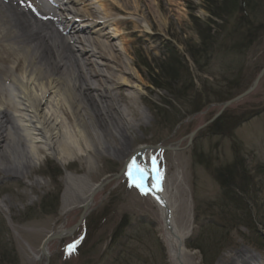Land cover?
Returning a JSON list of instances; mask_svg holds the SVG:
<instances>
[{"label": "rangeland", "instance_id": "obj_1", "mask_svg": "<svg viewBox=\"0 0 264 264\" xmlns=\"http://www.w3.org/2000/svg\"><path fill=\"white\" fill-rule=\"evenodd\" d=\"M125 1L127 5H119L132 10L134 1ZM144 1L148 5V0ZM206 1L156 0L158 12L153 6L147 7L150 32L143 29L140 15L123 16L135 23L127 25L131 34L128 52L121 51L118 39L111 42L121 54L118 63L131 64L128 72L133 78L129 86L110 89L111 95L123 93L116 101L124 118L116 115L108 127L102 128L100 151L90 149L85 155L65 159V170L52 154L42 151L26 179H12L0 171V264H43L39 258L44 238L61 225L65 232L75 226L82 210L69 207L77 206L87 195L90 198L92 186L105 182L92 197L88 214L74 233L47 244L48 264H82L86 259L94 264L110 263L117 256L118 245L123 247L125 243L126 249L133 250V256L146 264H204L200 251L211 253L212 262L207 264H225L226 256L238 248L264 264V231L220 226L218 208L222 200L214 179V170L230 162L235 153L250 170L264 169V75L253 92L225 110L245 120L232 134L211 136L207 130L220 110V103H207L213 99L210 96L225 94L227 83L238 78L237 88L229 96L234 98L251 85L264 66V0L262 4L254 0L260 13L254 17L262 25L258 32L252 36L238 26L232 37L226 26V22L233 24L229 12H208ZM89 2L101 12L96 0ZM242 36L247 40L233 49L232 44ZM211 39L216 47L206 57L204 47ZM170 48L175 55L168 57ZM133 71L140 75V83H136ZM99 85V91L107 87L103 81ZM136 85L137 91L132 88ZM193 107L198 108L196 112ZM140 148L152 150L161 186L175 204L169 210L171 221L184 228L190 221L185 250L178 259L170 251L158 207L126 176ZM144 161L140 168L149 164L147 156ZM252 176L261 185L259 199L264 196V172H252ZM64 204L70 206L62 215ZM260 212L264 214L262 205ZM121 230V236L115 234ZM73 243L75 249L69 250L68 245ZM90 249L92 253L84 255ZM129 261L123 259L125 264L133 263Z\"/></svg>", "mask_w": 264, "mask_h": 264}, {"label": "bare ground", "instance_id": "obj_2", "mask_svg": "<svg viewBox=\"0 0 264 264\" xmlns=\"http://www.w3.org/2000/svg\"><path fill=\"white\" fill-rule=\"evenodd\" d=\"M55 1L56 5L51 0H0V171L12 179H26L42 151L52 154L64 169L65 159L90 149L94 152L102 149L99 144L102 128L108 127L116 115L124 118L116 101L123 93L110 92L129 86V79L133 78L128 72L131 64L118 63L121 54L111 41L118 39L121 51L126 54L131 35L127 25L135 23L123 16L140 15L143 29L148 32L151 21L147 7L153 6L158 12L156 0H148L146 6L144 0H133L132 10L119 5L122 2L127 5L125 0H96L100 13L90 0ZM115 15L123 20L114 19ZM76 19L84 26L80 27ZM133 72L136 83H140V75ZM110 74L113 76L108 77ZM102 81L107 87L99 91L97 85L101 86ZM132 88L137 91L138 86ZM135 155L134 179L142 184L143 192L161 212L170 251L178 259L185 250L190 221H186L184 228L169 218V210L175 204L161 186L152 150L140 148ZM145 156L149 164L140 168ZM136 166L142 171H135ZM127 176L129 179V173ZM96 187L92 186L89 196ZM88 199L87 195L75 207L64 204L61 214L69 208L82 210ZM62 227L51 235L63 234ZM39 259L45 264V256L40 254ZM226 259L225 264L259 262L241 248Z\"/></svg>", "mask_w": 264, "mask_h": 264}, {"label": "trees", "instance_id": "obj_3", "mask_svg": "<svg viewBox=\"0 0 264 264\" xmlns=\"http://www.w3.org/2000/svg\"><path fill=\"white\" fill-rule=\"evenodd\" d=\"M255 1L254 0H207L204 3V6L205 9L208 12L211 11V13H216L219 10H221L224 13L226 11L229 12L230 16L232 17L231 19L233 20V24L231 23L228 24L226 22L227 30L230 31V33L228 34L229 37L230 36L232 37L234 36L233 34H236L234 32L237 30L236 28L238 26L244 27L242 28V30H247L246 34L250 33V35L254 36L255 33L258 32L259 28L262 27L260 21L254 17L255 15L260 14L259 11L257 10L258 7L256 6ZM216 2H220V3L217 4ZM262 2L261 0H257V4H262ZM241 4L243 5V10L241 9ZM212 9L215 11L213 12ZM234 17H235V21H234ZM228 25H230L231 29H229L230 27L228 28ZM220 28H223V25ZM243 37L244 36H242V39H240L238 43L236 42L235 44H232L233 49L234 48L238 49L239 47H241L242 43L244 44V42L247 39L246 37L244 38ZM213 42L214 40L211 39V41L207 45L204 44L205 45L204 52H206L205 54L206 57L209 53H213L214 50L213 48L216 47V46L213 47L215 45ZM229 44H230L229 42L225 43V45H229ZM168 53H169L168 57L175 55V51L171 48L169 49ZM237 80L238 78L229 81L227 83L228 86L226 88L225 94L224 92L223 94L221 92L219 94L212 95L210 97H213V99L208 100L207 103L211 102L215 104L217 103L221 104L227 101L228 99H230L229 96H231L233 89L237 88L236 86ZM197 109L198 108L193 107V111L196 112ZM244 121H245L244 119L234 117L231 114H229V112L225 111L218 119H216L211 124V126H209V128L207 129L208 134L211 136H222V133L230 135L232 134L231 132H233L235 128L239 127V125H241ZM252 172L263 175L264 169H260V167H258L257 169L250 170L245 160L236 153L230 162L225 163L214 170V179L220 188V196L222 200L220 201L222 202V204L218 208V212H220L219 213L220 220L222 222L220 224L221 227L230 224V226L233 229L242 227L248 231H252L253 229L259 228L261 229V231H264V214L260 212L261 205L264 206L263 205L264 196L260 197L259 199H256V197L259 196L258 189L259 186L261 185L254 182ZM260 201H261V205L259 204ZM123 232L124 231L121 230L119 232H116L115 234L121 236ZM125 245L126 243L124 244L123 247H120L119 244L117 248V250L119 249L117 256L114 258L113 261L105 264H125L124 262L126 260H131L134 264H146L145 261L142 262L140 259L135 258L133 256V250L126 249ZM189 248L198 250V247H194V246H191ZM200 252L204 264H207L208 262L209 263L212 262V260H210L212 257L211 253L203 252V251ZM88 253H92L91 249L87 251L84 255ZM79 256L81 255L79 254ZM131 261H129V263H131ZM82 264H94V261L86 259V262Z\"/></svg>", "mask_w": 264, "mask_h": 264}, {"label": "water", "instance_id": "obj_4", "mask_svg": "<svg viewBox=\"0 0 264 264\" xmlns=\"http://www.w3.org/2000/svg\"><path fill=\"white\" fill-rule=\"evenodd\" d=\"M263 75H264V66L259 71V73L257 74L256 78L253 80V82L251 83L250 87L248 89H246L244 92H242L241 94H239V95L235 96L234 98H232V99L224 102L221 105L220 110L212 117V120L211 121L216 120L223 113V111H225L229 106H231L232 104L240 101L241 99H243L244 97H246L247 95H249L251 92H253L254 89L256 88V86L258 85L260 79L263 77ZM192 135L189 136V140H191ZM103 185L104 184H102L101 186L97 187L96 190L93 191V194L88 199L86 205L82 208V212H81L79 221H78V223L75 226H73L72 228L68 229L66 232H64L61 235H51V234H49L42 241L41 247H40V254H41V256H45V258H46L45 264H48V255H47V252H46L47 244L50 243V242H52V241L59 240V239H61L64 236H70V235H72L74 233L75 229L78 228V226L80 225V223L84 219L85 213L87 211V208H88L89 204L91 203L92 197L95 195V193L98 190H100L101 187H103Z\"/></svg>", "mask_w": 264, "mask_h": 264}, {"label": "snow or ice", "instance_id": "obj_5", "mask_svg": "<svg viewBox=\"0 0 264 264\" xmlns=\"http://www.w3.org/2000/svg\"><path fill=\"white\" fill-rule=\"evenodd\" d=\"M135 171H142L141 169H139L138 166H136ZM129 179L130 181L135 184L136 187L141 188V190L143 191V187L141 183H137L136 180L134 179L133 176V168L130 166L129 169ZM153 187H156V185H153ZM144 194H147L146 192ZM69 250H74L75 249V243L68 245Z\"/></svg>", "mask_w": 264, "mask_h": 264}]
</instances>
